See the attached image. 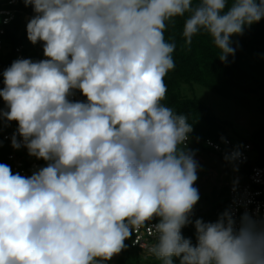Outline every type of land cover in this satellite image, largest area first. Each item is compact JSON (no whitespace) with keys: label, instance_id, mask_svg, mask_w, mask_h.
<instances>
[{"label":"clouds","instance_id":"clouds-1","mask_svg":"<svg viewBox=\"0 0 264 264\" xmlns=\"http://www.w3.org/2000/svg\"><path fill=\"white\" fill-rule=\"evenodd\" d=\"M22 2L34 13L27 39L45 58L3 71L0 126L16 122L11 147L45 165L24 176L0 163V264H102L149 224L160 264H264V219L237 221L231 209L191 219L193 127L163 103L176 66L169 26L182 18L185 44L206 34L227 64L232 37L264 19V0ZM77 91L85 99H71ZM189 224L195 244L182 235Z\"/></svg>","mask_w":264,"mask_h":264},{"label":"trees","instance_id":"trees-1","mask_svg":"<svg viewBox=\"0 0 264 264\" xmlns=\"http://www.w3.org/2000/svg\"><path fill=\"white\" fill-rule=\"evenodd\" d=\"M1 7L15 9V17L8 23H3L4 15H0V27L3 29L1 36L3 47L0 49V88L3 87V71L17 59V47H23V53L34 59L43 53L42 43L33 45L27 39L25 17L34 15L32 7H25L22 0L17 5L1 3ZM183 19L178 18L174 24L170 25L165 33L168 40L176 42L174 52L175 69L170 71L165 77V83L168 92L163 103L173 108L178 114L188 117V123L192 125L193 131L190 133L188 148L201 149L203 151L213 152L224 158V154L216 151L212 146L207 144V140L215 143L222 142L221 137L225 140L230 139L233 143H251L253 151H257L254 157L259 163H264V148L260 134L257 131L247 132L245 134H235L231 137L228 134L230 122L218 117L202 99L198 96H191L184 92V85L193 87V84H201L206 88L227 98H237L239 95L236 91H252L253 81L257 83L258 74L262 71L261 63L258 59V52L264 51V19L260 22L245 28L243 35L233 36V47L236 48L234 57L228 58V63L224 64L218 59V50L212 44L211 38L206 34H198L193 37L192 43L186 45L182 36ZM251 85V86H250ZM255 90V89H254ZM194 95V92H193ZM85 99L82 94L76 92V99ZM4 102L0 98V108ZM17 127L16 122H11L10 129L0 135V163L13 166L14 162L9 156L14 153L17 162H21L22 168L30 172V166L37 164L44 166L45 162L30 157L26 148L15 150L11 147V135ZM9 135L5 137V135ZM253 153V152H252ZM251 153V154H252ZM241 173L249 169L246 163L240 164ZM227 196L229 185H226ZM228 197L225 202L227 205ZM219 209H217L218 211ZM157 222V220H153ZM182 235L190 238L193 244L196 243L195 229L192 224L182 229ZM133 236L125 240L126 247L117 255L112 257V261H104L111 264H160L148 252L132 244ZM154 243V240H153ZM174 264H178V259L174 258Z\"/></svg>","mask_w":264,"mask_h":264},{"label":"rangeland","instance_id":"rangeland-1","mask_svg":"<svg viewBox=\"0 0 264 264\" xmlns=\"http://www.w3.org/2000/svg\"><path fill=\"white\" fill-rule=\"evenodd\" d=\"M30 18L26 16L25 21L28 22ZM257 56L261 63L262 71L257 76V83L255 81L252 83L255 90L236 91V94L239 96L234 99L224 97L201 84H193V87L184 85V92L191 96H198L211 107L212 111L218 117L230 122L231 125L227 128L229 136L235 137V134L238 133L245 134L258 130L263 149L264 51L258 52ZM10 125L11 123L6 126H0V135L8 131ZM191 150L196 151L194 158L199 164L197 172L198 179L194 187L198 188L200 194V200L194 207L191 219L194 221L197 218H202L205 222H215L218 216L226 210V185L234 184L244 179L240 172L241 166L237 165L236 162L228 163L223 157L213 152L203 151L193 147ZM256 152L253 151V157L254 154L256 155ZM217 209L219 210L217 211Z\"/></svg>","mask_w":264,"mask_h":264},{"label":"built area","instance_id":"built-area-1","mask_svg":"<svg viewBox=\"0 0 264 264\" xmlns=\"http://www.w3.org/2000/svg\"><path fill=\"white\" fill-rule=\"evenodd\" d=\"M7 2L8 4L17 5L19 0H0L1 3ZM0 15H4L3 23H10L15 17V9L1 7L0 6ZM7 21V22H5ZM3 29L0 27V49L3 47L2 34ZM23 47H17V59L27 58L29 56L23 53ZM43 53L36 57L34 61H39L44 59ZM71 99H76L75 96ZM9 135H5L8 137ZM207 140V144L212 146L216 151L225 155V153H231L233 150H239L241 152V157L236 161L240 164L246 163L249 165V169L242 173L244 177L243 181H238L234 184L229 185L228 201L226 205V210L231 209L235 213L237 221L239 217L244 213L248 212L258 219H264V163H259L257 158L252 156L253 146L251 143H233L230 139H226V146L220 143H215L213 141ZM13 160L14 164L11 167L13 173H20L24 176H29V172L22 168L21 162H17L16 155L12 153L9 156ZM5 164V163H4ZM34 167H39L37 164L31 165L30 172L33 171ZM155 221H152L151 224H155ZM132 244L142 248L144 251L148 252V248L153 243L154 238V229L149 224L148 226L142 228L139 232H133Z\"/></svg>","mask_w":264,"mask_h":264},{"label":"crops","instance_id":"crops-1","mask_svg":"<svg viewBox=\"0 0 264 264\" xmlns=\"http://www.w3.org/2000/svg\"><path fill=\"white\" fill-rule=\"evenodd\" d=\"M237 176V175H236ZM237 178H238V176H237Z\"/></svg>","mask_w":264,"mask_h":264}]
</instances>
